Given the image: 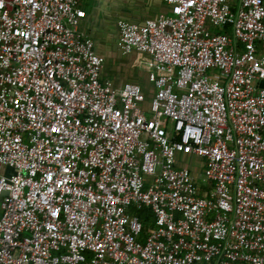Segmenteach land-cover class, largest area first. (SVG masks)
I'll use <instances>...</instances> for the list:
<instances>
[{
    "label": "built area",
    "instance_id": "2783aa9c",
    "mask_svg": "<svg viewBox=\"0 0 264 264\" xmlns=\"http://www.w3.org/2000/svg\"><path fill=\"white\" fill-rule=\"evenodd\" d=\"M163 1L118 20L146 109L102 77L80 0H0V264H264V0Z\"/></svg>",
    "mask_w": 264,
    "mask_h": 264
},
{
    "label": "crops",
    "instance_id": "0c3cea01",
    "mask_svg": "<svg viewBox=\"0 0 264 264\" xmlns=\"http://www.w3.org/2000/svg\"><path fill=\"white\" fill-rule=\"evenodd\" d=\"M80 7L86 11V16L81 19L79 30L93 41L95 51L105 58L102 77L116 88L126 81L140 83L146 93L143 106L149 109L155 91L148 79L151 57L137 51L124 53L120 49L118 20L143 23L148 18L170 13V5L163 0H80ZM258 51L264 54L263 43L258 44ZM192 157L195 156L179 155V164L188 165Z\"/></svg>",
    "mask_w": 264,
    "mask_h": 264
},
{
    "label": "trees",
    "instance_id": "16d2710c",
    "mask_svg": "<svg viewBox=\"0 0 264 264\" xmlns=\"http://www.w3.org/2000/svg\"><path fill=\"white\" fill-rule=\"evenodd\" d=\"M217 32L226 31L227 33L231 34L232 30L229 26L225 27L224 29H215ZM130 212L133 215L138 216L140 223H141V239L145 240L147 236L154 231L156 228V221L154 213L150 206H137L132 204L130 206Z\"/></svg>",
    "mask_w": 264,
    "mask_h": 264
},
{
    "label": "rangeland",
    "instance_id": "374dc122",
    "mask_svg": "<svg viewBox=\"0 0 264 264\" xmlns=\"http://www.w3.org/2000/svg\"><path fill=\"white\" fill-rule=\"evenodd\" d=\"M188 166L195 172L197 175L198 181L202 180V158L200 157H192L191 160L188 162ZM202 177V178H201Z\"/></svg>",
    "mask_w": 264,
    "mask_h": 264
},
{
    "label": "water",
    "instance_id": "95a60500",
    "mask_svg": "<svg viewBox=\"0 0 264 264\" xmlns=\"http://www.w3.org/2000/svg\"><path fill=\"white\" fill-rule=\"evenodd\" d=\"M259 86L264 88V79H261L259 82ZM6 192H4L5 194ZM4 194H1L0 197H2Z\"/></svg>",
    "mask_w": 264,
    "mask_h": 264
}]
</instances>
